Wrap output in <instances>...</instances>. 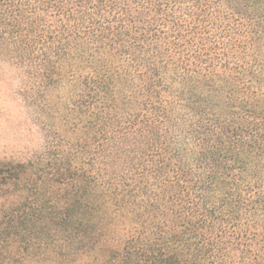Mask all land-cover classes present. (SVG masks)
I'll return each mask as SVG.
<instances>
[{
  "label": "trees",
  "instance_id": "trees-1",
  "mask_svg": "<svg viewBox=\"0 0 264 264\" xmlns=\"http://www.w3.org/2000/svg\"><path fill=\"white\" fill-rule=\"evenodd\" d=\"M1 59L42 134L0 167L20 261L264 264V0H0Z\"/></svg>",
  "mask_w": 264,
  "mask_h": 264
},
{
  "label": "rangeland",
  "instance_id": "rangeland-1",
  "mask_svg": "<svg viewBox=\"0 0 264 264\" xmlns=\"http://www.w3.org/2000/svg\"><path fill=\"white\" fill-rule=\"evenodd\" d=\"M24 80L23 74L11 62L0 60V167L11 162L26 161L34 150H40L42 146L41 129L29 117V110L22 98ZM11 201L10 195L1 194L0 218L5 213H13L15 205ZM34 247L36 250L28 255V260L20 261V253L15 245L8 247L7 243L0 242V264H31L30 259L36 260L38 255L44 257L42 254L52 260L47 258L33 264H50L57 258L56 247Z\"/></svg>",
  "mask_w": 264,
  "mask_h": 264
}]
</instances>
